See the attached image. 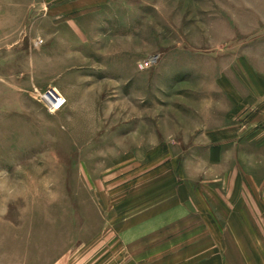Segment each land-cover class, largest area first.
I'll return each instance as SVG.
<instances>
[{
  "label": "rangeland",
  "instance_id": "obj_1",
  "mask_svg": "<svg viewBox=\"0 0 264 264\" xmlns=\"http://www.w3.org/2000/svg\"><path fill=\"white\" fill-rule=\"evenodd\" d=\"M29 3L0 0V264H264V0Z\"/></svg>",
  "mask_w": 264,
  "mask_h": 264
},
{
  "label": "built area",
  "instance_id": "obj_2",
  "mask_svg": "<svg viewBox=\"0 0 264 264\" xmlns=\"http://www.w3.org/2000/svg\"><path fill=\"white\" fill-rule=\"evenodd\" d=\"M48 93H51L53 95V101L48 102L47 97H46ZM48 93L46 94L45 99H46L47 103L49 104V106L50 107L52 106L53 109L60 107L64 103L65 100L61 96V94L54 93L51 90Z\"/></svg>",
  "mask_w": 264,
  "mask_h": 264
},
{
  "label": "crops",
  "instance_id": "obj_3",
  "mask_svg": "<svg viewBox=\"0 0 264 264\" xmlns=\"http://www.w3.org/2000/svg\"><path fill=\"white\" fill-rule=\"evenodd\" d=\"M5 2H10L11 3V5H13L12 3H14V6H16V7H20V8H25V9H27V8H30V7H32L31 6V3H29V0H15V1H13V0H4Z\"/></svg>",
  "mask_w": 264,
  "mask_h": 264
},
{
  "label": "bare ground",
  "instance_id": "obj_4",
  "mask_svg": "<svg viewBox=\"0 0 264 264\" xmlns=\"http://www.w3.org/2000/svg\"><path fill=\"white\" fill-rule=\"evenodd\" d=\"M49 95L52 97V99H53V95L51 94V93H49ZM51 101H53V100H51Z\"/></svg>",
  "mask_w": 264,
  "mask_h": 264
}]
</instances>
